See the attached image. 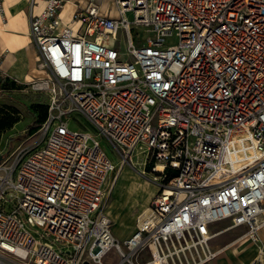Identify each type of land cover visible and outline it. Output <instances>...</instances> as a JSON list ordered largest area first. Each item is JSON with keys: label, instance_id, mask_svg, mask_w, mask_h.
I'll list each match as a JSON object with an SVG mask.
<instances>
[{"label": "built area", "instance_id": "obj_1", "mask_svg": "<svg viewBox=\"0 0 264 264\" xmlns=\"http://www.w3.org/2000/svg\"><path fill=\"white\" fill-rule=\"evenodd\" d=\"M68 1L36 11L29 0L41 74L0 71L47 96L37 143L0 160V264H106L111 249L116 264H205L223 250L211 225L225 219L264 264V0H113L114 16L85 0L66 20ZM79 115L94 133L70 129ZM101 137L123 162L163 164L122 240Z\"/></svg>", "mask_w": 264, "mask_h": 264}, {"label": "rangeland", "instance_id": "obj_2", "mask_svg": "<svg viewBox=\"0 0 264 264\" xmlns=\"http://www.w3.org/2000/svg\"><path fill=\"white\" fill-rule=\"evenodd\" d=\"M80 2V0H79ZM103 6L112 8L114 12L113 0H101ZM117 13V12H116ZM129 19H132L131 12L127 13ZM143 34V30L140 29ZM120 38L113 41V44L119 48L120 52L126 54L128 44L125 40L124 32H120ZM176 40L173 35L168 40ZM24 61L32 63V56L28 53L22 55ZM35 65L37 63L33 61ZM25 63L18 62V68H24ZM3 79L0 83L4 91H0V107L9 105L13 107L20 118L13 128L7 130L1 139L5 142L8 136L9 140L4 148L0 150L1 159L14 155L20 148L24 151L30 150L37 143V133L29 134V128L35 123L41 105L46 103L47 96L44 93L33 92L24 84L12 83ZM26 127L25 130L22 129ZM70 129H87L94 133V129L89 126L82 116H75L70 120ZM85 127V128H84ZM101 146L114 163V170L108 175L107 188L110 191L108 195L106 210L112 219L113 233L122 240L124 236L132 234L136 227V218L140 211L149 204L150 200L158 191V184L161 181L160 172L153 170V161L145 156L134 152L126 162L122 161L121 154L104 138H100ZM1 148V147H0ZM0 159V160H1ZM157 179H153L154 177ZM224 224H230V220H222ZM142 260V256H136ZM120 257L115 249H111L105 257L106 264H116Z\"/></svg>", "mask_w": 264, "mask_h": 264}, {"label": "crops", "instance_id": "obj_3", "mask_svg": "<svg viewBox=\"0 0 264 264\" xmlns=\"http://www.w3.org/2000/svg\"><path fill=\"white\" fill-rule=\"evenodd\" d=\"M84 1L80 0V2ZM67 3L69 4L63 11L66 20L70 18L74 9L79 5V0H69ZM44 4V0H39L35 7L36 11H40ZM106 8L104 5L103 9ZM31 10L29 0H3V8L0 7V71L19 80L41 74V70L38 68L37 50L30 35ZM111 14L114 16L117 13L111 11ZM24 53L32 56V63L22 59ZM21 60L25 63L22 69L18 68V62ZM25 129L26 127L22 131ZM7 130L1 135L0 150L6 146L9 137H11H6L5 142L1 143V139ZM229 225L224 224L222 220L211 225V230L215 232L212 246L214 248L223 247V250L205 264H250L257 255L258 243L256 241L239 239L244 227H229ZM259 235L264 245V226L261 227ZM128 236L130 234L124 236L123 239Z\"/></svg>", "mask_w": 264, "mask_h": 264}, {"label": "trees", "instance_id": "obj_4", "mask_svg": "<svg viewBox=\"0 0 264 264\" xmlns=\"http://www.w3.org/2000/svg\"><path fill=\"white\" fill-rule=\"evenodd\" d=\"M6 82H9L7 79L5 80ZM12 83H14L12 81ZM47 115V106L46 103L41 105V110L38 112L37 119L35 120V123L32 124L29 128V134H33L36 132L41 124V122L45 119ZM20 120L17 111L9 106H3L0 107V138L2 133L13 127V125Z\"/></svg>", "mask_w": 264, "mask_h": 264}, {"label": "bare ground", "instance_id": "obj_5", "mask_svg": "<svg viewBox=\"0 0 264 264\" xmlns=\"http://www.w3.org/2000/svg\"><path fill=\"white\" fill-rule=\"evenodd\" d=\"M69 3H67L68 5ZM66 5V7H67ZM163 169V164L162 163H158V165L156 166L155 170L156 171H161ZM153 179H157V177L155 176ZM108 212V211H107Z\"/></svg>", "mask_w": 264, "mask_h": 264}, {"label": "water", "instance_id": "obj_6", "mask_svg": "<svg viewBox=\"0 0 264 264\" xmlns=\"http://www.w3.org/2000/svg\"><path fill=\"white\" fill-rule=\"evenodd\" d=\"M0 159H1V157H0ZM86 264H89V263L86 262Z\"/></svg>", "mask_w": 264, "mask_h": 264}]
</instances>
